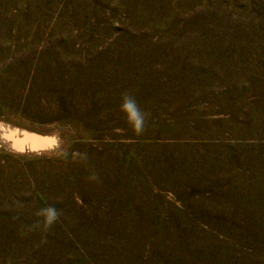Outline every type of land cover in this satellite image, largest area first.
Returning <instances> with one entry per match:
<instances>
[{"label":"rangeland","instance_id":"obj_1","mask_svg":"<svg viewBox=\"0 0 264 264\" xmlns=\"http://www.w3.org/2000/svg\"><path fill=\"white\" fill-rule=\"evenodd\" d=\"M0 264H264V0H0Z\"/></svg>","mask_w":264,"mask_h":264}]
</instances>
